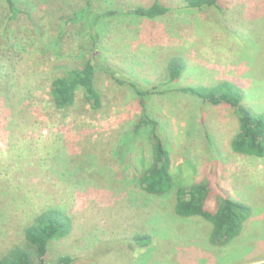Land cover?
Segmentation results:
<instances>
[{
	"label": "rangeland",
	"instance_id": "rangeland-1",
	"mask_svg": "<svg viewBox=\"0 0 264 264\" xmlns=\"http://www.w3.org/2000/svg\"><path fill=\"white\" fill-rule=\"evenodd\" d=\"M86 1L13 0L22 13L9 21L0 0V256L38 214L57 209L72 230L50 244V264H264V158L232 151L238 119L228 106L178 90L232 82L244 107L264 113V0H219L199 11L159 0L171 11L152 20L128 11L154 0H93L98 12H125L97 33L67 23ZM172 57L185 61L182 76L142 111L119 81L155 86ZM89 61L100 106L79 90L72 106L56 108L53 80ZM143 115L169 150L176 186L163 198L138 184L152 158L151 127L135 133ZM197 183L209 185L208 211L226 199L250 209L223 246L209 242L208 222L174 213L176 189Z\"/></svg>",
	"mask_w": 264,
	"mask_h": 264
},
{
	"label": "trees",
	"instance_id": "trees-1",
	"mask_svg": "<svg viewBox=\"0 0 264 264\" xmlns=\"http://www.w3.org/2000/svg\"><path fill=\"white\" fill-rule=\"evenodd\" d=\"M92 1L87 0L85 6L74 12L67 23L84 22L91 33H97L100 24L125 13L118 8L98 12L93 8ZM218 1L183 0L182 7L186 10L199 11L216 7ZM5 2L11 14L9 21L15 20L22 11L15 6L13 0H5ZM170 11L171 9L162 6L159 0H154L149 7H135L128 13L152 20ZM94 42H96L95 37ZM96 57L94 56V59ZM185 68L186 63L181 57H172L167 61L164 80L155 86L145 87L127 79L119 82L133 91L143 111L146 103L154 95L164 94L167 92V87L176 84ZM79 90L83 91L84 99L91 107L100 106V94L94 85V66L90 61L89 65L83 69H67L62 76L54 79L50 95L56 108L64 109L75 103ZM178 90L205 104L228 106L238 119V130L230 142L232 151L240 155L264 158V113L253 114L242 105L244 92L239 86L223 81L210 86H187ZM143 125L151 127L149 141L152 158L149 167L140 175L138 184L147 195L163 198L172 193L176 186L171 176L169 150L156 132V123L148 120L144 115L135 133H139ZM209 195V185L206 183L178 187L174 213L181 218L200 217L208 222L211 225L209 242L216 246H223L243 231L244 224L250 216V209L226 199L219 203L215 211H208L205 209V202ZM71 230V221L63 212L57 209L45 210L38 214L24 230L22 242L13 245L0 256V264H50L48 262L50 244L67 237ZM136 241L143 246L149 242L140 236L136 238ZM70 262V258L62 257L58 259L57 264H69Z\"/></svg>",
	"mask_w": 264,
	"mask_h": 264
},
{
	"label": "crops",
	"instance_id": "crops-1",
	"mask_svg": "<svg viewBox=\"0 0 264 264\" xmlns=\"http://www.w3.org/2000/svg\"><path fill=\"white\" fill-rule=\"evenodd\" d=\"M248 65H251L252 67V63L248 62ZM253 68V67H252ZM256 74H260L261 76L263 75L262 73H260L258 70L255 71ZM264 76V75H263ZM264 81V79H261V81Z\"/></svg>",
	"mask_w": 264,
	"mask_h": 264
}]
</instances>
